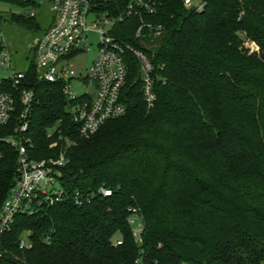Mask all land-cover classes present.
Listing matches in <instances>:
<instances>
[{"label":"trees","instance_id":"16d2710c","mask_svg":"<svg viewBox=\"0 0 264 264\" xmlns=\"http://www.w3.org/2000/svg\"><path fill=\"white\" fill-rule=\"evenodd\" d=\"M203 1L199 12L184 0H156L154 14L129 16L132 0H93L95 15L124 18L111 35L151 58L156 102L147 107L138 64L128 56L127 112L90 138L79 135L61 83H40L36 60L22 71L35 94L32 159L60 157V147L51 148L59 131L74 141L61 177L69 198L17 216L2 237L0 264H264V0ZM29 16L12 17L33 23ZM240 33L259 51L244 49ZM21 90L0 80V92L16 102L0 128V206L16 181L18 151L5 139L20 123ZM102 187L112 197L97 193L82 205L70 198ZM132 209L145 224L139 239L128 221ZM27 232L33 246L22 250Z\"/></svg>","mask_w":264,"mask_h":264},{"label":"built area","instance_id":"2783aa9c","mask_svg":"<svg viewBox=\"0 0 264 264\" xmlns=\"http://www.w3.org/2000/svg\"><path fill=\"white\" fill-rule=\"evenodd\" d=\"M36 2L42 7L49 4L50 11L55 14L50 28L32 46L36 51V78L40 83L62 84L67 111L70 112L82 138H90L108 121L126 114L127 107L122 101V91L129 78L128 56L134 58L138 64L147 107L149 109L154 107L156 79L151 58L143 50L124 44L111 35L112 29L117 22L123 21V17L114 20L95 15L92 12L93 0H36ZM155 6L156 0H132L128 15L136 14L138 11L152 15L156 12ZM184 6L200 12L204 9L205 2L184 0ZM35 15L31 12L32 17ZM141 31L142 29H139L137 32L138 38ZM93 32L100 38L99 53L86 77H81L75 70L74 58L89 50V37ZM1 56L3 58L0 62L1 67L12 70L13 76L10 78L12 86L14 89H22L20 92L22 111L15 136L5 139L17 149L18 157L15 185L9 197L0 206V260L5 253L2 237L11 231L17 216L20 214L32 216L45 205L61 203L68 197L61 184L62 170L67 164L66 157L62 155L57 158L34 160L30 155L28 148L30 138L27 132L35 94L33 90L24 87L26 74L13 69L10 54L4 50ZM74 79L90 83L94 92L79 95L72 89ZM15 111L14 94L0 92V128L9 124ZM97 193L105 198L113 195L112 189L102 187L91 195H84L76 190L70 198L76 205H82L91 202ZM128 221L133 227L134 236L139 239L145 224L138 209H132ZM50 241L51 238L47 236L45 242L49 244ZM32 246L30 234L27 232L20 238V249L27 250Z\"/></svg>","mask_w":264,"mask_h":264},{"label":"rangeland","instance_id":"374dc122","mask_svg":"<svg viewBox=\"0 0 264 264\" xmlns=\"http://www.w3.org/2000/svg\"><path fill=\"white\" fill-rule=\"evenodd\" d=\"M31 12L36 14V18L32 20L33 23L28 22L27 24L26 22L17 21V19L12 17L13 15H24L29 19ZM0 17H3L4 19L0 28L2 34L1 41L4 43L5 51L11 56L13 69L17 71L26 70L31 63L36 60V56L30 49V46H33L38 40H40L39 38L44 34H42V32L54 22L55 14L50 11L49 4H46L43 7L38 5L22 6L15 2L0 1ZM34 24H38L40 29L33 26ZM239 35L242 39V47H244V49L248 50L250 53L259 51L257 45L254 42L249 41L245 34L240 33ZM99 40L100 38L96 33H91L89 37V50H86V52L81 53L74 58L75 70L78 76L86 77L87 72L92 68L94 60L99 53ZM2 60L3 58L0 55V62ZM12 76V70L3 68L0 65V80L8 79ZM80 79H74L72 81V89L79 95L93 93L94 90L92 85L90 83H84ZM52 137H55L54 134ZM73 143L74 141L72 139L63 135L59 131L58 136L54 138L51 148L56 149L60 147L57 156H67L70 150H72Z\"/></svg>","mask_w":264,"mask_h":264},{"label":"crops","instance_id":"0c3cea01","mask_svg":"<svg viewBox=\"0 0 264 264\" xmlns=\"http://www.w3.org/2000/svg\"><path fill=\"white\" fill-rule=\"evenodd\" d=\"M39 38V37H38Z\"/></svg>","mask_w":264,"mask_h":264}]
</instances>
